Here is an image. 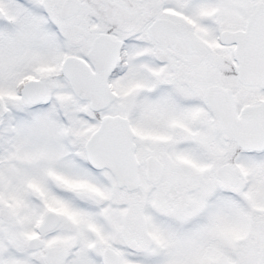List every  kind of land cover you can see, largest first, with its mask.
Masks as SVG:
<instances>
[{"label":"snow or ice","instance_id":"obj_1","mask_svg":"<svg viewBox=\"0 0 264 264\" xmlns=\"http://www.w3.org/2000/svg\"><path fill=\"white\" fill-rule=\"evenodd\" d=\"M0 264H264V0H0Z\"/></svg>","mask_w":264,"mask_h":264}]
</instances>
